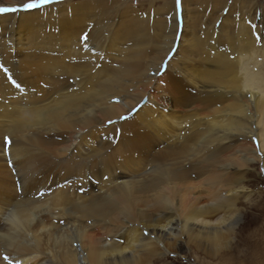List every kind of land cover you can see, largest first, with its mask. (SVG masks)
<instances>
[{
    "label": "bare ground",
    "instance_id": "6f19581e",
    "mask_svg": "<svg viewBox=\"0 0 264 264\" xmlns=\"http://www.w3.org/2000/svg\"><path fill=\"white\" fill-rule=\"evenodd\" d=\"M182 4L165 75L163 62L142 68L143 15L110 19L105 0L0 15V264H175L171 234L219 242L208 226L235 204L232 172L259 157L244 146L264 124V73L245 66L232 107H218L225 92L195 80L181 46L214 27L199 33ZM167 11L155 9L159 28ZM179 82L188 92L172 97Z\"/></svg>",
    "mask_w": 264,
    "mask_h": 264
},
{
    "label": "rangeland",
    "instance_id": "374dc122",
    "mask_svg": "<svg viewBox=\"0 0 264 264\" xmlns=\"http://www.w3.org/2000/svg\"><path fill=\"white\" fill-rule=\"evenodd\" d=\"M69 1L78 3L82 0H50V3L44 6H51L56 10L60 4ZM21 2L22 0H0V7H14ZM105 2L108 6H116L110 19L114 17L117 9L118 12H122L119 19L132 14L143 15L140 26H148V30L145 27V31H140L142 36L139 38V48L144 57L143 69L151 64L158 66L163 62L161 67L164 73L172 63L169 61L173 56L172 53L165 58V51L173 31L171 20L175 22L172 15L173 6L176 7L179 27L183 24V17L179 16L183 11L182 2L187 5L186 12L191 17V23L200 19V24L196 25L197 29H201L199 33H202L207 26L214 27V34L199 43L202 47L192 48L190 40L183 41L181 46L182 54H189L192 60L186 67L189 68V72L194 73L195 80L200 84L220 85L219 88L225 92V100L218 107L229 105L232 107L235 100L231 94L239 90L245 66L264 73V0H180L179 3L177 0H105ZM166 8L169 13L164 14H169V19L162 28H159L155 23V17L159 16L154 14L155 9ZM125 11L128 15L124 16L122 14ZM8 14L14 13H0L2 16ZM203 36L201 35L202 38ZM176 63L173 62L164 75L172 73ZM33 78L37 80L36 76ZM36 82L42 89L52 86V82L49 84L38 80ZM154 83L160 84V89L170 91L166 85L167 80L159 83L156 80L148 82L149 86ZM179 86L183 91H177L172 97L181 98L188 92L185 82H179ZM169 99L172 101V98ZM147 100L148 97L145 96L141 103L144 104ZM260 106L264 107V101ZM131 115L132 112L126 113L120 120L126 121ZM257 133L259 140L248 141L244 149L249 156L259 155V157L251 162L248 168L243 166L242 170L232 172L230 188L235 187L238 194L235 204L216 213L211 218L212 223L207 225L221 228L220 243L214 244L206 233V236L201 234L199 237L194 234L191 236L188 232L171 234L169 241H176L184 248L182 252L176 253L166 250L169 261H175V264H264V124L259 125ZM47 138L49 139V136ZM187 142L190 144L189 141ZM236 157L234 158L237 159ZM196 228L194 231L200 230V227Z\"/></svg>",
    "mask_w": 264,
    "mask_h": 264
},
{
    "label": "snow or ice",
    "instance_id": "6c2138e0",
    "mask_svg": "<svg viewBox=\"0 0 264 264\" xmlns=\"http://www.w3.org/2000/svg\"><path fill=\"white\" fill-rule=\"evenodd\" d=\"M180 0H177V3H179ZM50 3V0H22V2L14 7H0V13H17V12H23V13H31L33 10H38L44 5H47ZM88 34L84 33L82 39L87 42L88 41ZM13 84H16V81H13ZM17 87L19 85L17 84Z\"/></svg>",
    "mask_w": 264,
    "mask_h": 264
},
{
    "label": "clouds",
    "instance_id": "9594fccd",
    "mask_svg": "<svg viewBox=\"0 0 264 264\" xmlns=\"http://www.w3.org/2000/svg\"><path fill=\"white\" fill-rule=\"evenodd\" d=\"M7 223L13 228V229H20L23 227V223L21 219L15 214V212L8 217Z\"/></svg>",
    "mask_w": 264,
    "mask_h": 264
}]
</instances>
